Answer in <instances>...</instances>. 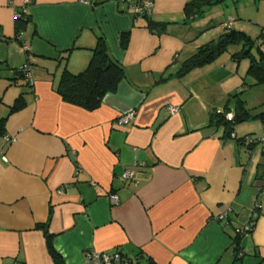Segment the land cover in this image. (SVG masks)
Masks as SVG:
<instances>
[{"label": "crops", "instance_id": "crops-1", "mask_svg": "<svg viewBox=\"0 0 264 264\" xmlns=\"http://www.w3.org/2000/svg\"><path fill=\"white\" fill-rule=\"evenodd\" d=\"M152 1L148 28L117 0H30L26 22L15 18L23 0H0V264H55L44 231L63 264H87L90 251L133 264H264V152L238 141L264 129L236 126L234 138L211 123L240 99L244 122L264 128L261 86L247 60H231L240 46L179 73L236 18L221 2L200 16L186 10L196 0ZM98 39L124 77L88 112L56 89Z\"/></svg>", "mask_w": 264, "mask_h": 264}, {"label": "trees", "instance_id": "trees-1", "mask_svg": "<svg viewBox=\"0 0 264 264\" xmlns=\"http://www.w3.org/2000/svg\"><path fill=\"white\" fill-rule=\"evenodd\" d=\"M126 3L127 0H117ZM132 4L137 5L139 0H130ZM219 0H196L188 3L186 5V10L195 8V13L198 15H203L206 9L219 4ZM18 13L15 18L18 21L26 22V15ZM148 25V28L154 27L155 25L151 23L147 14H140ZM233 23L234 19L232 18ZM232 23V25H233ZM223 33L217 38L216 41L212 43L205 44L201 46L193 56H191L180 69L179 73L185 74L192 70L193 68L202 66L222 53L227 52L228 48L231 46H240V50L230 56L231 60L234 62H239L242 60L248 61L247 75L254 80V84L261 86L264 85V53L259 51L260 57L255 55L253 52L254 41L242 31H238L230 28H223ZM127 39L125 36L122 38V46L126 47ZM18 74H21L24 79L23 67L17 70ZM124 77V69L121 65L113 61L109 54L105 42L102 39H98L96 46L92 50V56L87 67L78 74H71L64 70L60 76L57 94L60 96L61 100L67 104L78 106L85 111L91 112L96 110L102 104V99L108 93H113L118 87L119 82ZM28 87L31 85L25 82ZM25 92L19 95L15 100L14 104L10 108V113L18 111L25 106L24 96ZM238 95L232 98H237ZM238 99V98H237ZM238 105L235 109V114L232 119L228 121L223 115H214L212 117L211 123L215 126H221L224 128L226 135L231 136L234 126L236 124L242 123L248 120L250 114L244 108V105L240 99L237 100ZM264 119V114L260 115ZM2 124L0 122V129ZM244 136L238 141L244 144ZM235 138V137H234ZM245 145V144H244ZM248 148L253 146L245 145ZM46 237L47 250L54 261L55 264H63L60 256L54 251L51 244V236L44 231ZM238 236L234 239V244L237 247ZM123 262L127 261L129 264H133V261L126 259L122 256ZM150 264H153L150 262Z\"/></svg>", "mask_w": 264, "mask_h": 264}, {"label": "rangeland", "instance_id": "rangeland-1", "mask_svg": "<svg viewBox=\"0 0 264 264\" xmlns=\"http://www.w3.org/2000/svg\"><path fill=\"white\" fill-rule=\"evenodd\" d=\"M220 4H223V8H227L230 11L229 14L235 16L234 18H236V21L234 26L237 24L235 30L242 31L243 29V31L254 41L253 52L260 57L259 51L264 53V0H221ZM219 16V14L215 13L213 17L218 18ZM216 29L219 32V28L216 27ZM257 47L259 48V51L257 50ZM260 92L264 94V85H261ZM251 95L254 96L253 92H251ZM262 100H264V96H262ZM236 126H252V130L259 131L260 133L262 132V129H264L259 122L254 120L236 124L234 128ZM253 134L254 135L252 136H255V133Z\"/></svg>", "mask_w": 264, "mask_h": 264}, {"label": "built area", "instance_id": "built-area-1", "mask_svg": "<svg viewBox=\"0 0 264 264\" xmlns=\"http://www.w3.org/2000/svg\"><path fill=\"white\" fill-rule=\"evenodd\" d=\"M29 2H30V0H23V3H24L23 7L24 8L22 9V14H25L26 5H28ZM126 3L130 6L132 11L137 15L148 14L152 8V5H153L152 0H139V3L137 5L132 4V2L130 0H127ZM232 23H233V20L231 18H229L228 21L222 25V28H230L232 26ZM23 72H24L25 81L31 85V76L29 73L28 66L23 67ZM169 111L171 113H176L177 109H176V107H171V108H169ZM133 117H134V112H130V113L120 117L118 119V123L121 125L128 124L129 121L132 120ZM225 118L228 121H230L232 119V116L228 114L225 116ZM231 136L235 137L233 134ZM3 139L6 143H12L14 141V138L8 137V136H4ZM243 143L245 145L257 146L260 148V150L262 152H264V135H262L261 137H258L256 139L247 136L244 138ZM2 159H4V158L2 157ZM122 178L126 181H131V182L137 184V182L134 181L133 173L130 170H126L123 173ZM110 200L112 202H116V197L111 196ZM246 230H248V228H246ZM84 259H85V262L87 264H129V262H127V261L123 262V258L121 256V254L118 252L113 253V254H106V253H101V252H96V251H90V252H87L85 254Z\"/></svg>", "mask_w": 264, "mask_h": 264}]
</instances>
